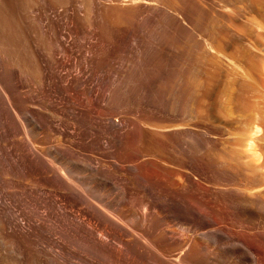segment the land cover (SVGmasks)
Returning a JSON list of instances; mask_svg holds the SVG:
<instances>
[{"label":"bare ground","instance_id":"6f19581e","mask_svg":"<svg viewBox=\"0 0 264 264\" xmlns=\"http://www.w3.org/2000/svg\"><path fill=\"white\" fill-rule=\"evenodd\" d=\"M62 34L52 37L61 57L57 64L31 52L21 66L14 47L0 38L1 261L264 264L262 153L248 145L251 153L243 160L238 145L216 149L221 129L198 133L199 150L189 131L168 151L159 144H125V128L151 125L167 131L179 126L160 116L115 111L110 106L114 85L99 87L88 81L84 67L68 79L64 61L69 47ZM30 115L39 117L38 122ZM17 118L26 125L36 121L69 145L41 148L31 144V136V143L22 142L24 138L19 142L30 130L25 124H20L25 133L13 126ZM197 155L206 162L200 169L194 163ZM114 172L121 177L115 178ZM27 176L35 177L36 184H19ZM87 178L93 186L85 183ZM101 185L110 186L113 196L101 193ZM130 187L139 188L145 199L132 195Z\"/></svg>","mask_w":264,"mask_h":264},{"label":"rangeland","instance_id":"374dc122","mask_svg":"<svg viewBox=\"0 0 264 264\" xmlns=\"http://www.w3.org/2000/svg\"><path fill=\"white\" fill-rule=\"evenodd\" d=\"M0 4V38L14 47L21 66L31 52L57 64L61 57L56 42L63 33L69 47L64 55L68 79L84 67L88 81L99 87L114 85L110 106L115 111L160 116L179 126L167 131L151 125L125 128V144L143 142L168 151L189 131L199 150L198 133L221 129L220 140L212 135L221 142L216 149L238 145L246 151L240 156L246 160L250 145L262 153L259 162L264 163V0H0ZM68 91L73 102V91ZM31 117L38 122L39 117ZM17 119L13 126L26 125ZM36 121L24 127L30 130L29 137L22 135L19 142L24 138L22 142L31 143V136V144L41 148L69 145ZM205 143L215 150L211 142ZM177 156H171L174 163ZM203 160L197 155L195 166L204 167ZM114 177L121 175L114 172ZM18 181L35 185L37 180L27 176ZM91 182L85 181L93 186ZM130 188L132 195L145 199L139 188ZM98 190L114 194L108 185Z\"/></svg>","mask_w":264,"mask_h":264}]
</instances>
